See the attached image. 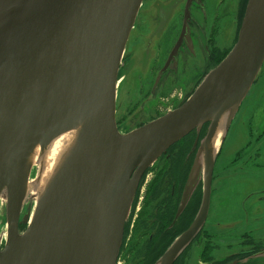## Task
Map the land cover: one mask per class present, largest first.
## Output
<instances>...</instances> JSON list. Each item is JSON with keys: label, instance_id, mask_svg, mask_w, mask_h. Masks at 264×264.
I'll use <instances>...</instances> for the list:
<instances>
[{"label": "water", "instance_id": "1", "mask_svg": "<svg viewBox=\"0 0 264 264\" xmlns=\"http://www.w3.org/2000/svg\"><path fill=\"white\" fill-rule=\"evenodd\" d=\"M141 3L0 0V196L7 226L0 264H116L141 176L208 123L181 200L183 208L202 177L199 211L155 264H172L203 225L216 154L211 140L223 116L227 130L264 62V0L247 1L232 50L180 107L121 134L117 77ZM59 115L64 120L55 125ZM73 125L76 136L30 222V213L21 219L32 152Z\"/></svg>", "mask_w": 264, "mask_h": 264}, {"label": "flooded vegetation", "instance_id": "2", "mask_svg": "<svg viewBox=\"0 0 264 264\" xmlns=\"http://www.w3.org/2000/svg\"><path fill=\"white\" fill-rule=\"evenodd\" d=\"M247 1L236 0L232 5V0H220L211 7L206 0H144L140 11L146 7L145 16L149 13L152 21L148 23L146 19H139V11L136 21L141 20V23H137L135 27L132 43V30L127 41L118 73L122 82L117 91L116 106L120 104L115 115L117 128L129 132L180 107L205 75L226 55L218 53L216 31L221 21L231 15L235 20L234 42L236 41L240 8L244 9ZM164 2L174 7V15L164 13ZM212 8L217 12L214 16ZM130 72L135 74V79L131 81ZM256 82L257 80L251 88L257 86ZM251 96L248 111L241 110L239 116L242 125L238 132H246L248 141L241 143L242 146H236L238 151L235 150L228 162L232 177L225 180L232 181L243 176L261 177L256 188L252 186L244 197L252 201L250 210L245 209V203H242L243 218L264 216V98L261 99L264 88ZM189 135L190 133L181 140ZM186 149L187 147H169L141 176L124 226L118 256L120 264H155L192 225L203 198V178L198 180L193 193L196 192V196L188 199L182 208L184 188L193 166V163L186 160L187 155L183 156ZM194 150L196 151V147L192 146L188 157L191 153L194 154ZM207 222L206 217L201 228L184 248L191 251L194 247L198 250V264H205V257H209L215 247L213 227ZM251 224V228L247 230L249 241L240 242V247L250 248L229 252L225 255L226 260L216 259L214 262L264 264V258L257 260L253 257L264 251V233L254 226V220H251ZM213 226L216 229L220 224L215 222ZM141 236L144 237L140 238ZM206 242L210 243L206 246ZM137 254L142 255L139 259L132 260ZM143 260L146 262H141ZM182 264L187 263L182 261Z\"/></svg>", "mask_w": 264, "mask_h": 264}, {"label": "rangeland", "instance_id": "3", "mask_svg": "<svg viewBox=\"0 0 264 264\" xmlns=\"http://www.w3.org/2000/svg\"><path fill=\"white\" fill-rule=\"evenodd\" d=\"M209 1V2H208ZM206 0L208 4H211V7L213 4H218V0ZM230 1V0H228ZM236 0H232V5ZM244 1V0H243ZM227 2V1H226ZM223 3V2H222ZM164 13L173 14L174 15V7L167 2L162 3ZM241 6V3L239 4ZM232 7V6H231ZM238 9V7H237ZM241 9V12L239 14L240 19H238V25H237V34H236V41L238 38L239 34V29L241 27L243 17H244V12L246 7ZM145 10L146 7H143L139 13V19H146L148 23L152 21V18L149 16V13L146 14L145 16ZM215 9L212 8V16H214ZM140 20V21H141ZM136 21L135 27H137V23L141 22ZM234 19L232 18V15L228 17L227 19H224L221 21L217 31H216V40H217V47H218V53L223 55L230 50H232L234 44V37H235V27H234ZM138 24V25H139ZM135 31V30H134ZM134 31L133 34L130 35L131 38V43L132 40L134 39ZM168 35V33H166ZM130 50V49H128ZM225 55V56H226ZM225 56L222 58V60L225 58ZM221 60V61H222ZM220 61V62H221ZM219 62V63H220ZM218 63V64H219ZM260 70L257 80V86H254L253 88H250V91L248 94L250 96H247L245 100L242 101L241 105L239 106L236 114L234 115L233 119L231 120L229 127L225 131V135L222 138V141L220 142V145L218 147V150L215 154L214 158V163H213V173H212V181H211V193H210V202H209V208L208 211L209 213L207 214L208 222L207 224H210L213 232V244H215V247L213 251L210 253L209 257H205V264H219L214 262L216 259H223L226 260V256L229 252L236 251V250H246L250 248L249 246L246 247H240V242H248L249 238L247 236V230L250 229L251 227V220H254V226H256L257 229H260L259 231L264 233V216L259 217V218H243V209L241 207L242 203H245V209L250 210L251 205L250 202L252 201L251 199L246 200L244 197L248 192L251 190L252 186L253 188H256V183L260 182L259 180L261 177H250V176H243V177H236L232 181H225L229 178H231V172L229 171L230 169L228 168V162H230V157L234 154L236 149V146H242L241 143L248 141V134L245 132L239 133L238 131L240 130V126L242 125L241 119L239 118L241 110H246L248 111V103L251 100V94L254 92H259L261 89L264 88V62H263V67ZM129 79L130 81L135 79V74L133 72L129 73ZM255 80V81H256ZM135 80V85H136ZM254 81V82H255ZM120 82H122L120 80ZM191 83V82H190ZM121 84V83H120ZM119 84V88H120ZM130 87L132 85L130 84ZM193 88V87H192ZM192 91H190L191 93ZM247 94V95H248ZM264 96L261 98L263 99ZM124 102V106H125ZM120 107V104H117V109ZM125 109V108H124ZM240 109V110H239ZM246 111V112H247ZM248 113V112H247ZM123 115V114H122ZM261 115V114H260ZM259 115V116H260ZM246 116V114H245ZM208 127V123L204 124L201 128V130H206ZM235 128V129H234ZM201 130L199 131V136L198 133L195 129H193L190 132V135L186 138H184L181 141H178V143L174 146L175 148L178 147H187L186 151H184L183 156L187 155L186 160L189 161L190 163H194V160H196V155L197 151L199 150V146L201 144V141L204 138L205 133H201ZM194 131V132H193ZM254 131V130H253ZM195 132L197 134H195ZM247 134V135H246ZM254 134H257L256 131H254ZM260 136V134H259ZM196 142H195V141ZM194 141V142H193ZM193 144V145H192ZM194 146L196 147V151L194 150V154L191 153L190 156L188 157V154L190 152L191 147ZM237 153V152H236ZM248 153V151H247ZM249 155V154H248ZM229 160V161H228ZM193 161V162H192ZM35 174V170H34ZM225 176L224 178H222ZM237 178H242V179H237ZM224 180V181H223ZM198 185H195V188L193 189L189 199L191 200L192 196H196L194 191ZM197 191V190H196ZM198 193V192H197ZM5 205L6 203H3L1 208L3 210V216H4V211H5ZM32 208V204H29V208H24L21 219L25 214H29ZM238 210V213H236ZM20 219V224L18 226V229L20 232H22L25 229V226ZM5 220V218H4ZM217 222L220 224V227H217L216 229L214 228L213 224ZM126 223V222H125ZM125 226V225H124ZM238 226V228H237ZM124 232V229H123ZM144 236H141L140 238H143ZM139 240V239H138ZM137 240V243H139ZM210 242H206L207 244ZM140 244V243H139ZM140 246V245H138ZM121 247V246H120ZM120 250V249H119ZM139 252V250H137ZM201 250V254H202ZM261 252L255 254L253 257L257 260L264 258V256H258ZM148 254V253H147ZM140 255L142 254H137L136 257L132 258L134 259H139ZM149 255V254H148ZM198 250L196 248H192L190 250H182L179 254L178 257L175 258L174 262L172 264H182V261H185L187 264H198ZM189 256L191 257L189 259ZM148 258V256H146ZM194 259V260H193ZM247 259V258H245ZM131 260V259H130ZM193 260V261H192ZM256 260V261H257ZM217 261V260H216ZM141 262H146V260H143ZM120 264V263H118Z\"/></svg>", "mask_w": 264, "mask_h": 264}, {"label": "bare ground", "instance_id": "4", "mask_svg": "<svg viewBox=\"0 0 264 264\" xmlns=\"http://www.w3.org/2000/svg\"><path fill=\"white\" fill-rule=\"evenodd\" d=\"M143 3H144V0H142L141 6L143 5ZM136 20H137V17H136L135 22L132 26V32L135 30ZM124 55H125V51L123 53V56ZM122 62H123V60H121V63ZM258 75H259V73H258ZM256 78H255V80H256ZM117 84H118V86H117V91H118L119 84H120L119 75L117 77ZM252 86H253V84H252ZM116 103H117V93H116ZM116 109H117V106H115V110ZM223 117H222L221 122L219 123V125L216 129V132L214 134V137L212 138L211 143H210V148L213 151H215V153L217 152L218 147L220 145V142L222 141V138L225 135V132H224L225 120ZM157 119H159V118H157ZM157 119H155V120H157ZM63 120H64V116L59 115L55 121V125H58ZM115 122H116V119H115ZM145 124H147V123H145ZM69 127L70 126H68V127L64 126V128L61 129L59 134L56 137H54L48 143V145L45 147V149L43 151H40V148L37 146L34 149V151L32 152V155L30 158V160H31L30 165L26 164L27 168L25 167V173L27 174V172H28V175H27V182H26V192H25V196H24V200H23V207H21V214H22L24 208L28 209L29 204L30 205L32 204V208H31V211L29 214V222H30V220L34 214L39 196L41 195L44 188L48 184L50 178L53 176V174L57 170L61 160L63 159L64 155L66 154L67 150L71 146V144H72V142L76 136V132H77L76 131V125H73L72 128L71 127L69 128ZM116 127H117V125H116ZM117 130L121 134L127 133V132H123V131L119 130L118 128H117ZM205 131L207 132V129ZM34 170H35V174H34ZM4 202H5L4 196H0V247H2V245L5 243L6 238H7V226H6V222L4 220V216L2 214L4 209L1 208V206ZM122 238H123V235H122ZM121 243H122V241H121ZM118 256H119V254H118ZM118 263L119 262H118V258H117L116 264H118Z\"/></svg>", "mask_w": 264, "mask_h": 264}, {"label": "trees", "instance_id": "5", "mask_svg": "<svg viewBox=\"0 0 264 264\" xmlns=\"http://www.w3.org/2000/svg\"><path fill=\"white\" fill-rule=\"evenodd\" d=\"M205 130H202V133H204ZM177 144V143H176ZM176 144H174L173 146H171V148H173ZM152 261V260H151ZM150 261V263H151ZM149 264V263H148Z\"/></svg>", "mask_w": 264, "mask_h": 264}]
</instances>
